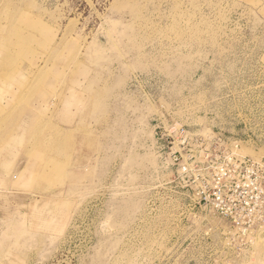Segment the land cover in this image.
Masks as SVG:
<instances>
[{
  "label": "rangeland",
  "instance_id": "obj_1",
  "mask_svg": "<svg viewBox=\"0 0 264 264\" xmlns=\"http://www.w3.org/2000/svg\"><path fill=\"white\" fill-rule=\"evenodd\" d=\"M177 126L264 155V0H0V264H264Z\"/></svg>",
  "mask_w": 264,
  "mask_h": 264
},
{
  "label": "built area",
  "instance_id": "obj_2",
  "mask_svg": "<svg viewBox=\"0 0 264 264\" xmlns=\"http://www.w3.org/2000/svg\"><path fill=\"white\" fill-rule=\"evenodd\" d=\"M167 135L177 144L174 160L182 159V173L194 183L190 208L224 218L229 234L250 244L264 229V155L258 159L241 155L237 142L182 126Z\"/></svg>",
  "mask_w": 264,
  "mask_h": 264
},
{
  "label": "bare ground",
  "instance_id": "obj_3",
  "mask_svg": "<svg viewBox=\"0 0 264 264\" xmlns=\"http://www.w3.org/2000/svg\"><path fill=\"white\" fill-rule=\"evenodd\" d=\"M261 230L259 231L260 233H258L259 235L257 234V236H261L262 235V232H264V229L262 231Z\"/></svg>",
  "mask_w": 264,
  "mask_h": 264
}]
</instances>
